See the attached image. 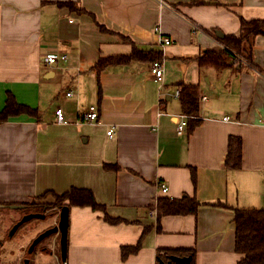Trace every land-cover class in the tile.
<instances>
[{
  "label": "crops",
  "instance_id": "crops-1",
  "mask_svg": "<svg viewBox=\"0 0 264 264\" xmlns=\"http://www.w3.org/2000/svg\"><path fill=\"white\" fill-rule=\"evenodd\" d=\"M263 17L264 0H0V109L11 93L37 110L0 122V215L16 221L13 211L23 209L10 204L48 203L45 192L87 188L121 221L69 206L65 264H157L164 248L192 249L195 264H240L231 208L264 209V34L250 37L246 62L227 55L222 39L239 35L241 18ZM133 45L162 53V83L151 61L131 59L98 75L92 68L101 56L129 55ZM206 51L221 53L225 65L217 68ZM60 52L65 62L45 61ZM58 78L64 89L46 85ZM179 82L198 86L201 120L182 134ZM47 92L54 106H42ZM90 104L97 122L81 120ZM57 107L65 123L56 122ZM230 136L241 141L237 169L223 165ZM183 195L199 202L195 213L158 217L159 197ZM49 217L47 226H33L29 244L57 222V212ZM138 241L123 259L121 248Z\"/></svg>",
  "mask_w": 264,
  "mask_h": 264
},
{
  "label": "trees",
  "instance_id": "trees-1",
  "mask_svg": "<svg viewBox=\"0 0 264 264\" xmlns=\"http://www.w3.org/2000/svg\"><path fill=\"white\" fill-rule=\"evenodd\" d=\"M60 5L62 3H59ZM64 5L70 6L75 9L73 3H64ZM83 11L81 9H78ZM99 30L108 31L103 25L96 22ZM264 34V17L257 19H240V32L238 36H225L222 41L232 50H236L239 54L250 59L251 46L249 39L253 35ZM227 55L231 53L224 50ZM211 57L217 68L224 66V61L221 57V53L206 51L203 55ZM232 56V55H231ZM162 53L157 50H139L132 46L131 53L129 55H109L101 56L93 64L92 68L96 71L97 75L105 67L113 64L127 63L129 60H140L150 62L153 60H160ZM201 59V56L200 58ZM179 88V105L180 114L186 116L185 130L188 132L199 125V99H198V86L196 84L179 82L177 84ZM99 90V88H98ZM100 91V90H99ZM28 114L37 117V110L28 105L18 103L11 93L7 94L5 105L0 109V122L7 120L11 116L19 114ZM241 160V141L239 137L230 136L228 138L227 150L223 159V165L229 169H237L240 167ZM191 179L195 183L196 175L195 170L191 168ZM51 194L53 201L48 203H38L34 200L21 203L24 205L22 213L26 212H45L49 215L55 214L59 207L63 205L69 206H89L93 210H99L103 213V219L110 223H117L121 221L118 218L110 217L105 211V206L98 203L91 190L87 188L71 187L61 194H56L52 191L45 192L40 198ZM217 205L226 206V204ZM199 202L190 196L183 195L180 198H168L159 197L157 199V215L169 214H187L195 213ZM233 211L234 222V249L241 255L239 260L240 264H264V209L263 208H231ZM46 214V215H48ZM159 228V227H158ZM140 247V241L133 246H123L121 248V256L124 259L130 253L136 252ZM171 255L177 256H191L190 261L185 263H176L171 261L170 264H195L194 251L192 249H173L164 248L159 249L156 254L157 264L159 260L166 263Z\"/></svg>",
  "mask_w": 264,
  "mask_h": 264
},
{
  "label": "rangeland",
  "instance_id": "rangeland-1",
  "mask_svg": "<svg viewBox=\"0 0 264 264\" xmlns=\"http://www.w3.org/2000/svg\"><path fill=\"white\" fill-rule=\"evenodd\" d=\"M234 53L238 56H241V54H239L236 50H234ZM231 55L233 58L238 60L237 56L233 55L232 53ZM62 82L63 80L58 78L56 81H53L46 85L51 89H57V91H59L61 89H64V85ZM48 96H50L49 92H47L46 94L47 98L45 100H42V106L45 104L49 105V103H51L52 106L55 105V100L53 98H50L49 100ZM13 213L16 218L20 215L22 216L23 214L20 210H14ZM49 216L50 215L48 214L43 219L33 218L23 223L19 226L15 234L9 238L7 236V233L15 220L10 219V217H8L7 215H0V241L2 242V245L0 246V264H62L60 258L58 237L54 239V244L53 241H50L51 237L54 234H51L47 238L43 239L32 252H28L29 243L27 241L31 235V232H33L34 230L32 229L33 226H47L49 224ZM41 244H45V249L43 250V252H40V250L42 249ZM51 246H54V248H52ZM52 251H54V257L50 255V252Z\"/></svg>",
  "mask_w": 264,
  "mask_h": 264
},
{
  "label": "built area",
  "instance_id": "built-area-1",
  "mask_svg": "<svg viewBox=\"0 0 264 264\" xmlns=\"http://www.w3.org/2000/svg\"><path fill=\"white\" fill-rule=\"evenodd\" d=\"M161 43L163 44H169L170 43V39L167 37H163L161 38ZM223 50H227L230 53H232L233 55L237 56L238 60H243L244 62L247 61V59L245 57H243L242 55L238 56L234 53V50L230 49L229 47H227L226 45H223ZM68 56L66 53L60 52V53H50L47 54L45 57V61L49 64H55L58 62H65L67 60ZM149 70L150 73L152 74L153 78L155 81L162 83L163 81V67H162V63L161 60H153L150 62L149 65ZM67 96H71L72 92H66ZM174 96L178 97L179 96V88L177 87L174 91ZM205 96H202L200 98V100H204ZM54 115H55V120L58 123H65L66 122V118L63 112V109L61 107H57L54 110ZM81 120L83 122H97L99 121V115H98V110L96 108V106L94 104H90L86 107V109L84 111L81 112L80 114ZM225 119H227V117H225ZM260 123L264 126V117L262 119H260ZM185 126H186V116L183 114H179L177 117V121H176V131L178 134H182L185 131ZM113 130L109 129L106 134L107 136H111L112 135ZM263 175H264V170H263ZM159 189L162 193H166L167 192V185L164 182H159ZM62 264H65V262H62Z\"/></svg>",
  "mask_w": 264,
  "mask_h": 264
},
{
  "label": "water",
  "instance_id": "water-1",
  "mask_svg": "<svg viewBox=\"0 0 264 264\" xmlns=\"http://www.w3.org/2000/svg\"><path fill=\"white\" fill-rule=\"evenodd\" d=\"M219 37H223V35L217 31L216 32ZM10 208L12 209H23L24 205L22 204H10ZM68 211L69 207L67 205H63L57 210V222L37 234L30 242L28 252H32L34 248L45 238L50 236L51 234H58L59 236V250H60V258L61 261L64 262L66 259V251H67V230H68ZM46 217L45 212H26L23 213L22 216L16 220L8 230L7 236L12 237L20 225L23 223L33 219L39 218L43 219ZM191 256H177L171 255L170 259L164 263L162 260H159L158 264H170L171 261L176 263H185L190 261Z\"/></svg>",
  "mask_w": 264,
  "mask_h": 264
}]
</instances>
